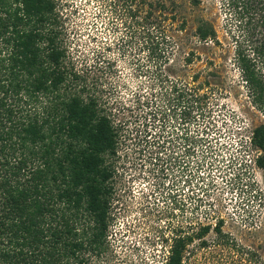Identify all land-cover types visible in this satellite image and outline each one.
Segmentation results:
<instances>
[{"label":"trees","instance_id":"trees-1","mask_svg":"<svg viewBox=\"0 0 264 264\" xmlns=\"http://www.w3.org/2000/svg\"><path fill=\"white\" fill-rule=\"evenodd\" d=\"M206 2H218L225 12L223 35L212 20L201 18L197 40L232 49L250 103L264 114V0ZM109 6L122 28L119 51L145 55L148 63L135 59L136 76H148V90L139 86L133 106L118 117L108 95L113 62L101 61L104 54L93 48L88 67L95 72L76 67L60 0H0V264L99 261L109 246L114 163L125 133L152 137L154 124L162 137L170 117L184 129L186 156L193 144L206 142L187 135L191 120L207 118L212 125L206 94L191 92L184 77L168 71L175 15L162 0H110ZM185 24L183 19L179 30ZM250 144L258 150L254 163L264 170V123L252 128ZM239 146L248 150L245 143ZM230 158L245 163L243 156ZM211 229L224 236L221 221L177 235L165 264H183L186 244Z\"/></svg>","mask_w":264,"mask_h":264},{"label":"rangeland","instance_id":"rangeland-1","mask_svg":"<svg viewBox=\"0 0 264 264\" xmlns=\"http://www.w3.org/2000/svg\"><path fill=\"white\" fill-rule=\"evenodd\" d=\"M162 2L175 15V47L168 71L184 77L191 92L206 94L212 125L207 118L191 120L187 135L203 137L206 142L193 144L188 156L182 143L184 129L170 117L162 137L154 124L152 137L136 131L130 136L125 133L114 163L109 246L96 264H165L169 244L177 235L194 233L200 225L213 227L217 221H221L224 236L211 229L200 239L194 237L185 246L183 264H261L264 170L254 163L258 150L250 144V132L264 123V114L250 103L233 64L232 49L201 43L194 34L199 20L206 18L217 24L222 37L225 12L218 2L214 7L206 0L196 6L189 0ZM109 3L60 0L76 67L86 74L95 72L96 68L92 72L88 67L93 48L106 57L101 61L113 62L116 71L108 79L112 83L108 95L118 117L133 106V93L139 86L148 90L143 85L148 76H136L134 71L135 59L143 65L145 55L119 51L122 28ZM183 19L185 29L179 30ZM187 56L190 63L184 61ZM192 75H198L196 81L191 80ZM204 125L209 126L205 133L201 131ZM159 139L165 144L157 143ZM240 142L248 145L246 152H240ZM232 155L243 156L244 165L232 163ZM183 157L189 162H183ZM199 158L204 159L201 166ZM232 244L235 246L230 248Z\"/></svg>","mask_w":264,"mask_h":264}]
</instances>
